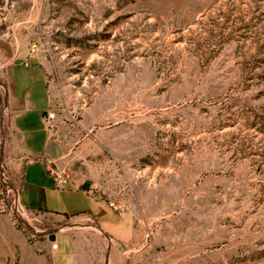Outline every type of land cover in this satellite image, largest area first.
Segmentation results:
<instances>
[{
  "label": "rangeland",
  "instance_id": "1",
  "mask_svg": "<svg viewBox=\"0 0 264 264\" xmlns=\"http://www.w3.org/2000/svg\"><path fill=\"white\" fill-rule=\"evenodd\" d=\"M16 60L35 101L21 149L36 157L48 135L116 219L109 264H264V0H0V264H53L60 217L94 201L40 165L20 195Z\"/></svg>",
  "mask_w": 264,
  "mask_h": 264
},
{
  "label": "crops",
  "instance_id": "2",
  "mask_svg": "<svg viewBox=\"0 0 264 264\" xmlns=\"http://www.w3.org/2000/svg\"><path fill=\"white\" fill-rule=\"evenodd\" d=\"M21 63H23V66L27 69H29L31 66L29 64L26 66L24 61H22ZM15 65H17L16 62L9 64L6 67V80L8 87L9 106L13 114L12 127L14 129L15 135L14 141L17 144V147L21 151V153L25 154L24 157L26 159L22 168L21 182L19 185L21 195L22 187L26 179V174L30 168H32L34 165H40L39 177L45 179V183H48L49 181L52 182L48 170L58 165L56 164V160L54 159V154L49 148L48 135L44 139V143L40 146V151L35 154L36 157L26 158L27 156H30V153H26L25 151L23 152L21 149V145L24 144L25 136L22 135V133L24 134V131L21 130V126H19L17 123L19 119L23 118L24 112L29 110L31 106L35 105V101L33 100V95L31 91H25V84L23 85L22 89L18 90V87L15 83V74L12 71ZM34 67L37 72L33 79L41 78L43 80V83L45 84V108H47L48 110L49 96L47 80L42 70L37 66ZM44 113L45 112L42 113V116ZM46 131L48 132V130ZM33 180L34 179L32 178V181ZM70 180L72 182V184L70 185L73 190L83 191L85 192L83 193L85 198L89 195L92 198L90 194L91 191L82 190V187L78 182L72 179ZM40 189L45 190V186L42 185ZM20 198L24 207L29 209L27 205H25V203L23 202L24 200L22 196H20ZM92 199L94 201V204L90 206V209L85 210L79 214L70 215L67 218L60 217V221L63 223L62 228L65 227V229H60L59 232L54 236L53 241L56 243V249L51 251L53 255V264H109V261L107 260L110 259L109 257H112L115 252V245L114 243L111 244V237L117 240H120V238L114 236V233L110 232L108 229L116 228L117 221L114 217L110 216V214H107L108 212H104L105 210L100 205V203L96 202L94 198ZM26 200L29 204V199L27 198ZM29 210L46 214L44 211H40L39 209ZM75 224H79L81 227L80 229L82 230H80L79 232H72V229L70 227L74 226ZM107 239L109 240V243L107 242ZM85 240H90V242L92 243H88L85 247Z\"/></svg>",
  "mask_w": 264,
  "mask_h": 264
},
{
  "label": "built area",
  "instance_id": "3",
  "mask_svg": "<svg viewBox=\"0 0 264 264\" xmlns=\"http://www.w3.org/2000/svg\"><path fill=\"white\" fill-rule=\"evenodd\" d=\"M25 65L28 64L24 61ZM43 123L47 129L52 128L56 122V115L50 109L46 110L42 117ZM49 176L51 177L56 189L63 190L66 186L72 184L70 177L68 176L67 170L63 167L54 166L48 170ZM110 206L113 207L111 204ZM52 250L56 249V243L51 242Z\"/></svg>",
  "mask_w": 264,
  "mask_h": 264
},
{
  "label": "water",
  "instance_id": "4",
  "mask_svg": "<svg viewBox=\"0 0 264 264\" xmlns=\"http://www.w3.org/2000/svg\"><path fill=\"white\" fill-rule=\"evenodd\" d=\"M22 61L21 60H16V63L17 64H20ZM82 190H84V191H88V185L86 184V185H83L82 186ZM50 240L51 241H53L54 240V235H52L51 237H50Z\"/></svg>",
  "mask_w": 264,
  "mask_h": 264
}]
</instances>
